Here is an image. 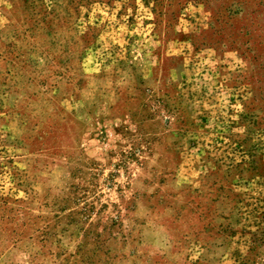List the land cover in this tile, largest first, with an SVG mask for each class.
<instances>
[{
    "label": "rangeland",
    "instance_id": "1",
    "mask_svg": "<svg viewBox=\"0 0 264 264\" xmlns=\"http://www.w3.org/2000/svg\"><path fill=\"white\" fill-rule=\"evenodd\" d=\"M0 264H264V0H0Z\"/></svg>",
    "mask_w": 264,
    "mask_h": 264
}]
</instances>
